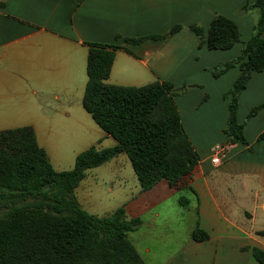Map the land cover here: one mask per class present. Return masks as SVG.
<instances>
[{"label": "crops", "instance_id": "crops-1", "mask_svg": "<svg viewBox=\"0 0 264 264\" xmlns=\"http://www.w3.org/2000/svg\"><path fill=\"white\" fill-rule=\"evenodd\" d=\"M255 1L0 0V122H15L0 131L32 127L55 170L59 138L83 147L76 157L91 148L101 151L116 146L117 141L83 108V98L88 44L117 46L107 84L143 87L172 83L183 128L199 162L177 186L163 180L144 192L129 158L120 154L95 168L112 164L114 175L108 182L90 180L92 169L87 171L74 192L78 204L99 217L91 213L97 192L116 195L128 189L124 201L103 217L124 208L127 220L140 219L139 228H152L162 216L160 205L178 198L183 210L177 217L189 226V237L163 256L161 264H260L250 249L264 250V238L257 235L264 231V139L258 140L264 132V71L252 75L239 98L237 120L244 126L247 145L232 144L224 134L230 91L240 70H230L219 78L210 72L240 56L260 17L259 9L244 10ZM219 15L238 25L240 42L228 51L200 47V38L190 26L206 31ZM177 25L184 27L166 40H145L137 45L124 42L165 35ZM255 108L258 111L250 118ZM216 146H223L226 152L219 168L211 162ZM197 226L208 234V240H193ZM131 233V242L148 264L138 248L141 239L134 240ZM142 248L146 256L152 254L151 247Z\"/></svg>", "mask_w": 264, "mask_h": 264}, {"label": "trees", "instance_id": "trees-1", "mask_svg": "<svg viewBox=\"0 0 264 264\" xmlns=\"http://www.w3.org/2000/svg\"><path fill=\"white\" fill-rule=\"evenodd\" d=\"M252 9H259L260 17L240 56L210 69L213 77L219 78L239 67L240 76L230 91L224 132L230 143L239 145H247L244 126L237 120L240 95L252 75L264 71V0L244 8ZM182 27L174 26L165 35L127 38L124 42L137 45L145 40H166ZM190 29L200 38V47L211 51L231 50L241 40L238 25L220 15L206 31L197 25ZM88 46L83 108L117 145L101 151L91 148L76 157L72 170L59 172L39 146L32 127L0 131V211H6L0 216V264H146L129 238L141 220H127L124 208L108 217L91 215L78 204L75 190L87 171L120 154L129 158L144 192L163 180L177 186L199 162L183 128L175 86L170 82L143 87L109 85L118 47L98 43ZM257 111L253 109L249 117ZM263 139L264 132L258 140ZM257 235L264 238V231ZM192 238L203 242L209 236L197 226ZM250 251L264 264V250L254 247Z\"/></svg>", "mask_w": 264, "mask_h": 264}, {"label": "rangeland", "instance_id": "rangeland-1", "mask_svg": "<svg viewBox=\"0 0 264 264\" xmlns=\"http://www.w3.org/2000/svg\"><path fill=\"white\" fill-rule=\"evenodd\" d=\"M254 32L255 31L253 30L251 37L253 36ZM235 69H239V67L237 66L232 70ZM13 125H15V122H0V128ZM58 141L56 154L58 158V166L56 165V170L70 171L74 168L76 154L78 151L83 149V147L80 149L79 146L76 145L73 147L71 146L70 142L64 138H59ZM103 146H105V144ZM111 165L112 164L110 163L100 169H92L88 175V178L90 180L92 178L95 180L99 179L98 181L101 183L105 182V180L108 182V179L114 175V173L112 174L113 170ZM127 193L128 189L123 190L122 194L116 195L97 192L94 196L95 207L91 213H94L99 217L105 216L106 213H110L115 206L124 201L123 199H125V195ZM158 209L162 216L157 219L152 228H147L145 226L140 227L135 233L130 234V237H132L134 240L138 239L137 237L141 239H138V241H140L138 248L144 255L148 264H161L163 261V256H166L167 253L177 249L179 245L187 241L189 237V226L187 223L182 224L179 221V217H177V213L183 210V208L178 204V198L168 199L163 204H161ZM5 212L6 211L4 210L0 211V216ZM146 234H150V239L145 237ZM143 246L151 247L152 254L146 256L143 252Z\"/></svg>", "mask_w": 264, "mask_h": 264}, {"label": "built area", "instance_id": "built-area-1", "mask_svg": "<svg viewBox=\"0 0 264 264\" xmlns=\"http://www.w3.org/2000/svg\"><path fill=\"white\" fill-rule=\"evenodd\" d=\"M226 152L223 146H216L211 155V162L215 168H219L225 162Z\"/></svg>", "mask_w": 264, "mask_h": 264}]
</instances>
